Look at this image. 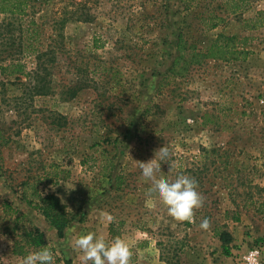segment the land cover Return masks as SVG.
<instances>
[{"label": "rangeland", "instance_id": "1", "mask_svg": "<svg viewBox=\"0 0 264 264\" xmlns=\"http://www.w3.org/2000/svg\"><path fill=\"white\" fill-rule=\"evenodd\" d=\"M258 11L264 0H24L0 13V264L41 247L82 264L72 241L87 232L123 239L130 264H225L264 242V26L245 27ZM219 34L247 53L196 63ZM45 50L51 92L30 96ZM162 148L171 159L157 179L198 182L192 223L146 199L139 163ZM23 182L75 216L62 237L22 199ZM23 228L45 245H25Z\"/></svg>", "mask_w": 264, "mask_h": 264}, {"label": "clouds", "instance_id": "2", "mask_svg": "<svg viewBox=\"0 0 264 264\" xmlns=\"http://www.w3.org/2000/svg\"><path fill=\"white\" fill-rule=\"evenodd\" d=\"M170 159L167 149L156 151L151 161L139 163V180L150 185L146 193L149 202L158 201L178 222L192 223L194 210L203 206L204 198L197 190L198 182L186 174H178L174 180L157 179L162 173L161 165ZM107 218L109 221L114 219L110 215ZM199 227L207 229V218L201 221ZM72 245L81 253L82 264H130L132 260L128 246L119 237L106 242L104 236L87 232L78 235ZM18 264H56V258L51 248L41 247L27 252Z\"/></svg>", "mask_w": 264, "mask_h": 264}, {"label": "trees", "instance_id": "3", "mask_svg": "<svg viewBox=\"0 0 264 264\" xmlns=\"http://www.w3.org/2000/svg\"><path fill=\"white\" fill-rule=\"evenodd\" d=\"M24 4V0H0V13H13L15 9H19ZM245 27L248 29H256L258 27L264 26V11L256 12L253 18L245 21ZM58 23L59 29L62 28V21ZM215 26V24H213ZM235 37L225 36L219 34L218 37L212 42L207 50L201 51L198 50L195 52V55L199 58L195 60L196 63H200L201 59L212 58V59H223L227 60L231 58L229 55L233 54V59H238L237 54H245L246 50L240 49L236 50L234 46ZM181 42V40H179ZM178 42L177 48L181 51V44ZM194 49V46H190ZM48 50V49H47ZM51 52V51H50ZM236 54V55H235ZM235 55V56H234ZM48 56L47 51L40 52L36 55L35 68L33 71L27 73V76L32 81V86L29 88V95H48L51 92V70L53 58H44L41 61L42 57ZM13 66V64H10ZM7 66H0V69L4 71ZM20 67L15 65L14 67ZM18 71V70H16ZM41 72V73H40ZM2 143H7L8 139L3 136L0 137ZM22 186H27L30 189V193L24 192L22 199L25 203L38 211L43 218L48 222V224L55 229L58 237L63 236L65 228L70 224L74 219V215L70 214L65 206L60 202L58 196L54 193L41 194L37 192L34 185L23 182ZM264 204V202H263ZM21 215L15 217V223L21 218ZM22 238L25 245L30 247H41L45 245L46 241L44 239L43 233L38 229H22ZM220 239L224 243H229L231 241V236L228 232H222L220 234ZM17 246V244H15ZM21 247L19 246V249ZM13 253L18 254L20 250L13 248ZM229 254V251L226 252V255ZM63 264H71L70 260H65Z\"/></svg>", "mask_w": 264, "mask_h": 264}, {"label": "built area", "instance_id": "4", "mask_svg": "<svg viewBox=\"0 0 264 264\" xmlns=\"http://www.w3.org/2000/svg\"><path fill=\"white\" fill-rule=\"evenodd\" d=\"M230 253L237 264H264V242L256 243L240 254Z\"/></svg>", "mask_w": 264, "mask_h": 264}, {"label": "crops", "instance_id": "5", "mask_svg": "<svg viewBox=\"0 0 264 264\" xmlns=\"http://www.w3.org/2000/svg\"><path fill=\"white\" fill-rule=\"evenodd\" d=\"M258 232V237H260L259 239L261 240V239H263L264 240V231H263V228H260V230H257ZM238 237V236H237ZM237 243V242H236ZM224 258L225 259H223V258H221L223 261H224V263L226 264V263H228L229 261H228V259L229 258H231V255L229 254L228 256H224ZM215 264H219V261H217Z\"/></svg>", "mask_w": 264, "mask_h": 264}]
</instances>
